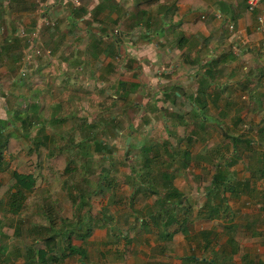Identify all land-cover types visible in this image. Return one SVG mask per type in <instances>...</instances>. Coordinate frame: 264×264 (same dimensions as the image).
Segmentation results:
<instances>
[{
  "label": "rangeland",
  "instance_id": "1",
  "mask_svg": "<svg viewBox=\"0 0 264 264\" xmlns=\"http://www.w3.org/2000/svg\"><path fill=\"white\" fill-rule=\"evenodd\" d=\"M62 47L64 55L67 50L71 57L65 60L66 64L75 62L83 71L85 60H89L87 54L80 52V49L85 48L81 46L74 55L68 44ZM61 49H58L56 55H61ZM44 50L41 56L45 57L39 58L40 63L38 61L37 68L29 76L22 77L19 74L18 65L23 54L18 61H11L15 66L11 72L3 75L5 67L0 68V119L7 121L0 143L8 137L14 139L10 148L2 147L0 164V226L9 227L8 233L5 230L4 235L0 234V259L10 260L14 264H29L26 261L27 247L44 235L59 233L57 229L63 226L66 227L65 237L56 233L60 241L58 260L49 259L47 263L31 264H83L80 255L71 252L68 244L84 249L86 246L85 250L90 251L88 259L91 263L98 259L102 244H117L121 240L118 239L120 235H126L131 244L134 239H140L143 243L142 236L137 238V233L149 229L145 240L148 243L149 236L152 239L156 235L164 236L174 230H181L186 225L181 222V218L180 221L157 225L149 217L150 211L155 216H161L167 207H171V201L167 200L164 210L159 211V200L166 192L162 187L163 180L166 181L164 171L176 175L174 184L183 197L175 210L181 216L182 209L187 207L185 202L188 197L204 196L206 183L210 182L215 170L213 163L221 164L225 159L235 157L230 149L231 144L234 147L246 145V142L235 144L234 140L238 139L229 136L232 134L230 128L234 126L229 123V114L226 115V120H215L214 117L219 115V108L213 102H209L210 105L204 112L196 107L195 98L199 96L200 85L199 88L196 87L192 101L189 98L187 100L188 92H184L185 97H171L168 100L165 95L174 96V92H180V88L176 87L165 93L145 82L139 92L135 91L126 98H121V93L115 90L116 81L111 87L91 86V81L90 85L83 81H73L72 88L69 86L61 89L59 85V89L55 91L58 84L53 83L54 78L61 84L69 80V76L58 73L63 69V63H59V67L53 59H46L49 54L52 55V49L44 46ZM231 50L234 54L235 51L238 53L236 56H241V48L232 47ZM37 56L39 54H35ZM28 59L31 56L25 58V61ZM214 59L219 58L211 57L200 66L207 70L208 63ZM165 66L173 70L174 75L182 71H177V67L171 66L170 62ZM200 66L191 72L194 75L200 70L195 76L197 81L206 74ZM219 66L222 70L229 68L224 64ZM234 69L238 71V68ZM249 70L258 76L259 71L249 68L247 72ZM65 71L68 73L70 70ZM72 76L70 79L75 80ZM169 76L172 77V74L168 73L167 77ZM231 78L230 74H218L212 79L207 91L211 98L217 93V89L225 93L223 88L228 81L230 87H227V97L231 95L238 99L235 105L242 107L239 109L242 110L241 114L246 113L247 121L240 123L242 132L237 134L243 137L257 135L260 121L264 119V95L259 99L254 96L261 93L259 89L263 81L259 78L248 84L243 81L235 83L229 80ZM59 101L58 108L51 105ZM34 104L36 106L31 108ZM112 116H115L114 121L110 120ZM56 117L61 121L53 123L52 118ZM37 122L42 124L38 125ZM91 123H96L97 126L92 128L89 126ZM43 131L48 138L41 147V157L38 155L41 159H35L34 149L37 148L38 141H42ZM100 139L103 140L101 145L107 146L104 151L97 149L95 141ZM255 141V145H258L259 142ZM148 149V155L155 156L149 174L144 167ZM216 149H219L217 153ZM186 150L191 153V158L189 165L183 167ZM199 155L204 157L199 158ZM239 156L240 153L237 157ZM13 171L31 173L36 179L35 191L29 194L28 206L22 213H14L8 206L10 192L15 186ZM98 185L103 188L100 189ZM75 200L80 202L79 206ZM124 218L129 219V222ZM107 222L110 225L106 227L108 233L105 236L102 225ZM88 226L92 232L98 227L102 230V235L95 242H89V237L83 240V237L76 235L79 232L84 234ZM118 227H122L123 232H118L121 231ZM153 229L157 234H151ZM102 238L103 241H100ZM4 244L8 246L6 253L2 251ZM7 253L8 257L5 258ZM107 256L111 257V252Z\"/></svg>",
  "mask_w": 264,
  "mask_h": 264
},
{
  "label": "crops",
  "instance_id": "2",
  "mask_svg": "<svg viewBox=\"0 0 264 264\" xmlns=\"http://www.w3.org/2000/svg\"><path fill=\"white\" fill-rule=\"evenodd\" d=\"M217 13H222V17L218 18ZM260 14L264 15V0L253 12L247 9V0H80L78 5L70 0H0V68L5 67L2 71L6 75L15 67L11 61H18L22 54L23 58L28 49L29 52L47 46L53 53L46 59H53L59 67L63 63L58 73L69 76L61 84L54 78L53 83L58 84L55 91L59 85L61 89L71 87L73 81H83L86 85L91 81L95 87H111L116 81L115 90L121 93V98H126L139 92L145 82L165 93L180 88L181 93L175 91L174 95L185 97L184 92H188L186 95L192 98L188 96L187 100L192 101L205 74L197 81L195 76L200 70L194 75L191 72L201 63L204 65L203 61L218 57L219 65L229 68L222 70L219 66L215 77L230 74L231 82L247 84L260 78L261 93L254 96L259 99L264 95L263 35L256 29ZM46 18L54 19L56 24L46 25ZM230 23L235 25L234 32L228 27ZM66 44L74 55L81 46L85 48L80 52L87 54L89 60H85L83 71L75 62L66 64L71 58L67 50L64 55L61 49ZM230 46L241 48V56H236ZM58 49L61 55H56ZM42 57L45 56L36 57L39 63ZM169 62L177 71H182L174 75L165 66ZM200 68L206 73L204 67ZM249 68L259 71L258 76L252 70L247 72ZM66 69L70 71L67 73ZM168 73L172 77H167ZM228 84L227 81L223 88L225 93L216 88L221 94L212 97L213 104L219 108V115L214 119L226 120L229 114V123L236 126L230 130L237 134L242 132L240 123L247 121L246 113L241 114L242 107L235 105L238 99L227 97ZM171 97L176 98L165 95L168 100ZM198 97L195 106L201 109ZM60 102L51 105L58 108ZM60 121L52 118L53 123ZM260 123L262 132L244 137L255 143L257 140L258 145L250 142V146L246 142L243 147H234L231 144L235 157L221 164L213 163L215 170L206 183L204 196H190L185 202L187 207L182 209L180 218L186 225L181 230L172 231L169 237L156 235L150 239L149 236L148 243L145 240L149 229L137 233L143 243L134 239L131 244L126 235H120L117 244H102L98 259L91 263L88 259L89 264H264V119ZM41 135L42 141L48 138L44 131ZM239 153L242 158L237 157ZM218 169L227 187L224 189L223 185L218 194L215 190V195L209 194ZM103 228V231L98 227L91 232L89 242H95L102 232L107 235L106 226ZM118 228L121 229L118 232H123L122 227ZM154 232L157 234L155 229L151 230V234ZM86 252L88 256L90 251ZM110 252L111 257L107 256Z\"/></svg>",
  "mask_w": 264,
  "mask_h": 264
},
{
  "label": "trees",
  "instance_id": "3",
  "mask_svg": "<svg viewBox=\"0 0 264 264\" xmlns=\"http://www.w3.org/2000/svg\"><path fill=\"white\" fill-rule=\"evenodd\" d=\"M204 5V4H203ZM220 63V59H214L213 62L208 63V71H206V74L208 75V77H206V74L204 75V77H202L201 79V85H200V90H199V97H198V103L201 105V109L202 111H206V109L209 106V102H212L213 98H211L210 93L207 91L208 86L212 83V79L215 78V73H216V69L218 67ZM34 70V69H33ZM32 74V73H31ZM217 93H220L219 91H217ZM217 93H215L214 95H216ZM178 94L174 95L175 97H177ZM219 94H217L218 96ZM189 98H192V95H189ZM228 108V106L226 107ZM224 111H226V109L223 108ZM224 111L223 114H224ZM111 121H114L113 119H111ZM7 124V121L5 120H1L0 119V137L3 136L2 134V130L4 129L3 127ZM90 127L95 128L97 125L96 123H91L89 124ZM262 132V129L259 128V132ZM104 133L106 134V132L104 131ZM232 134H230L229 136L233 137L234 139H238V141H235V144H237V142H247L248 144H250V140L249 138H246L242 141V139L244 138L243 135H238L235 134L233 131H231ZM90 135H87V137ZM242 137V138H241ZM14 139L8 137L5 139V141L3 140L2 143H0V164H1V157L3 156V151H2V147H7L10 148V144L11 142H13ZM189 140V139H188ZM233 141V140H232ZM96 145H97V149L100 151H104L105 148H107V146H102L101 144L103 143V140L100 139L99 141H95ZM45 144V141H38L37 143V148L34 149V158L35 159H41L38 157V155H40L41 157V153H42V145ZM251 146V144H250ZM150 149H148V152L145 153V161H144V167L146 168V173L149 174L151 173V171L149 170L151 168L153 164V158H155V156L151 157L148 155ZM185 157L183 160V167H187L189 165L190 162V158H191V153H188V151H185ZM37 156V158L35 157ZM204 156L199 155V158H202ZM38 162H41V160H39ZM66 166L68 167V164L66 163ZM108 173V172H107ZM165 177H166V181L163 180L162 183V187L166 190L165 192V196L159 200V211H163V206L165 201H171V207H167L165 209V213L161 216H155L154 213L152 211L149 212V217H151L152 221L154 223H157V225H165L166 222L173 223L174 221H180V216H178V214L176 213V206L178 205V202L181 201V198L183 197L182 192L180 191V189L174 184V178H175V174H170L167 171H164ZM12 176L15 180V186L12 187V190L10 192V198L8 200V206H9V210L14 212V213H22V211L28 206V202H29V194H31L32 192L35 191V186H36V179L35 177L31 174V173H22V172H18V171H13L12 172ZM107 175H104V178ZM224 176L221 172L220 169H218L216 171V173L213 176L212 179V184L213 187L209 188L211 189V193L209 194H218V190L222 189L223 187V181H224ZM170 182V183H168ZM225 183V181H224ZM98 187L101 189L103 188L101 185H98ZM227 186L224 185V189ZM217 191L215 194L213 193V191ZM153 191H156L155 189H153ZM26 192H29L28 194ZM175 199H178V201L176 202ZM74 202L77 203V206L80 205V202H78V200H75ZM167 217V218H165ZM143 220V219H142ZM110 224V222L104 223L102 226H106L108 227V225ZM81 225V224H80ZM79 225V226H80ZM118 226V224H117ZM4 228V229H3ZM7 226H0V234L1 236L4 235L7 232ZM6 230V232H5ZM60 232L57 234H63V238L65 237V232H66V227H60L59 229ZM55 230V231H57ZM87 231L82 234V233H76V235L83 237V240L86 239L88 237V235L91 234L92 229L90 226L87 227L86 229ZM8 233V232H7ZM14 233H15V229H14ZM56 233H49L47 236L44 235L41 238L36 239L29 247H27V253H26V261L31 264V263H47L50 261H56L58 260V256H57V251L59 249V239H57V234ZM170 234H165L164 237H169ZM67 247L69 248V250L71 252L74 253H78L80 255L81 261L83 264H89L88 261V256H87V252L84 248H82L81 246H73L71 244H68ZM8 250V246L7 245H3L2 247V251L4 253H6ZM8 257V253L6 254V257ZM4 260V261H3ZM0 264H14L12 261H7L5 259H0Z\"/></svg>",
  "mask_w": 264,
  "mask_h": 264
},
{
  "label": "built area",
  "instance_id": "4",
  "mask_svg": "<svg viewBox=\"0 0 264 264\" xmlns=\"http://www.w3.org/2000/svg\"><path fill=\"white\" fill-rule=\"evenodd\" d=\"M70 1L76 5L79 3V0H70ZM260 2H261V0H247V9L249 11L253 12L258 7ZM216 16L218 18H221L222 13H217ZM45 24L46 25H55L56 22L54 19L46 18ZM228 27L231 31H233V32L235 31L234 23H230ZM256 29L258 32L262 33V35H263L262 48L264 50V15L263 14H260L257 16V27H256ZM21 33H24L23 29L21 30ZM42 51H45L44 48H41V50H40L39 47H36V49L34 51L26 52L25 56L20 60V63H19V74L22 77H26V76L31 75L33 69L37 68L39 63L35 57V54H39V56H41ZM235 54H238V53L235 51ZM28 56H31V59H28V61L26 62L25 58H27Z\"/></svg>",
  "mask_w": 264,
  "mask_h": 264
},
{
  "label": "clouds",
  "instance_id": "5",
  "mask_svg": "<svg viewBox=\"0 0 264 264\" xmlns=\"http://www.w3.org/2000/svg\"><path fill=\"white\" fill-rule=\"evenodd\" d=\"M21 76V75H20Z\"/></svg>",
  "mask_w": 264,
  "mask_h": 264
}]
</instances>
